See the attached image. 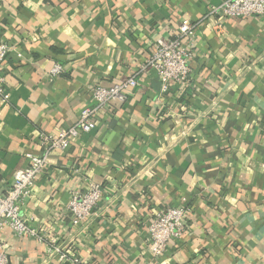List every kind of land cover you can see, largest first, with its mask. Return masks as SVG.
<instances>
[{
  "label": "crops",
  "instance_id": "0c3cea01",
  "mask_svg": "<svg viewBox=\"0 0 264 264\" xmlns=\"http://www.w3.org/2000/svg\"><path fill=\"white\" fill-rule=\"evenodd\" d=\"M221 0H0V188L40 154L39 137L76 121L89 86L110 85L142 64L179 22L195 29L189 84L161 90L156 75L64 153L48 156L22 208L70 246L80 264H264V15L229 18L215 34L205 13ZM63 71L51 76L53 63ZM89 182L103 198L82 225L65 215ZM189 206L187 228L159 257L147 220ZM7 264H55L47 244L0 230Z\"/></svg>",
  "mask_w": 264,
  "mask_h": 264
},
{
  "label": "built area",
  "instance_id": "2783aa9c",
  "mask_svg": "<svg viewBox=\"0 0 264 264\" xmlns=\"http://www.w3.org/2000/svg\"><path fill=\"white\" fill-rule=\"evenodd\" d=\"M259 15H264V0H221L219 5L212 6L205 13L202 20L210 24L215 34H222L226 19ZM198 24L199 22L182 20L172 35L154 42L153 49L145 61L126 77L110 85H90V102L81 110L76 121L54 135L43 134L39 137L41 153H26L27 165L16 169L10 184L4 189L0 188V230L8 227L18 237H33L45 242L50 262L55 259V264L81 263L75 251L70 246L61 245L59 239L44 230L43 224L33 225L28 222L22 211L25 201L31 195L36 180L46 172L49 164L48 156L54 152H66L75 139L94 128L96 119L103 111L117 109L125 103L128 93L138 86L139 75L153 72L163 92H166L172 84L180 88L189 84L190 62L195 55L194 36ZM10 49L5 42L0 41V66L4 64ZM62 71L63 66L55 62L49 74L57 76ZM8 100L9 94L5 89L3 78L0 77V103L7 104ZM103 193V188L95 182H89L83 192L72 193L65 208L66 217L75 225L84 224L101 202ZM189 212V206H166L158 208L148 218L147 250L151 255L161 256L172 241L182 236L187 228ZM0 264H7L1 243Z\"/></svg>",
  "mask_w": 264,
  "mask_h": 264
}]
</instances>
